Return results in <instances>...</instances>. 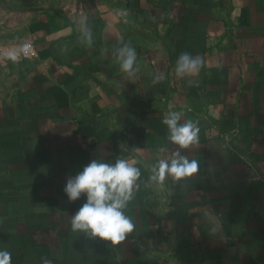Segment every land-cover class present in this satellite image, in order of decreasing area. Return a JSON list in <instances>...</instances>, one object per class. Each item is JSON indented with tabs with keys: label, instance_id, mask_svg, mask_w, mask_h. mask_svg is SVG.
Returning a JSON list of instances; mask_svg holds the SVG:
<instances>
[{
	"label": "crops",
	"instance_id": "0c3cea01",
	"mask_svg": "<svg viewBox=\"0 0 264 264\" xmlns=\"http://www.w3.org/2000/svg\"><path fill=\"white\" fill-rule=\"evenodd\" d=\"M27 30L0 106V250L12 264H264V0H80L37 8ZM182 54L197 69L178 73ZM169 110L196 123V144L168 140ZM179 157L197 171L153 179ZM92 159L141 172L118 244L71 230L85 197L69 201L64 185Z\"/></svg>",
	"mask_w": 264,
	"mask_h": 264
},
{
	"label": "clouds",
	"instance_id": "9594fccd",
	"mask_svg": "<svg viewBox=\"0 0 264 264\" xmlns=\"http://www.w3.org/2000/svg\"><path fill=\"white\" fill-rule=\"evenodd\" d=\"M82 30L91 43V32L82 22ZM188 54H182L177 62V72L185 69L194 70L198 67V60H189ZM11 59H17L13 54ZM120 68L129 72L136 62V52L131 47H124L118 54ZM181 113L169 110L162 123L168 130V140L186 148L198 142L199 128L193 121L178 123ZM179 155L178 153L176 154ZM197 161L185 157L178 159L160 160L157 174L153 177L163 182L165 175L170 174L176 179L189 176L197 171ZM140 169L135 162L127 159H116L115 163H108L99 159H92L89 163L67 179L64 193L69 201H76L84 194L85 202L72 216L70 221L73 232H83L90 237H99L118 244L130 233L134 224L125 214L128 203L134 198L135 183L140 177ZM0 264H12V255L7 250H0ZM44 264H51L45 260Z\"/></svg>",
	"mask_w": 264,
	"mask_h": 264
},
{
	"label": "rangeland",
	"instance_id": "374dc122",
	"mask_svg": "<svg viewBox=\"0 0 264 264\" xmlns=\"http://www.w3.org/2000/svg\"><path fill=\"white\" fill-rule=\"evenodd\" d=\"M79 1L0 0V106L15 89L30 54L27 27L33 12L45 6L69 8ZM13 54L17 59H11Z\"/></svg>",
	"mask_w": 264,
	"mask_h": 264
}]
</instances>
